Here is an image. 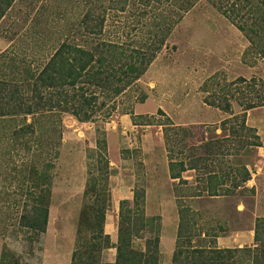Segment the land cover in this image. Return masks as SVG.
Returning a JSON list of instances; mask_svg holds the SVG:
<instances>
[{
	"label": "rangeland",
	"instance_id": "374dc122",
	"mask_svg": "<svg viewBox=\"0 0 264 264\" xmlns=\"http://www.w3.org/2000/svg\"><path fill=\"white\" fill-rule=\"evenodd\" d=\"M28 1L17 0L0 18V54L6 51L15 57H25V53L18 51L22 45L19 39L22 38L28 46L25 60L34 70L46 62L60 42L41 40L42 35H35L28 30L29 27L24 28L25 25L19 28ZM90 1L97 8V14L105 19L102 33L105 40L130 48L149 44L148 27L153 14L136 1L132 5L127 3L123 12V5L118 0ZM218 1L229 7L235 0ZM38 2H44V5L56 3L54 11L59 13H50V16L60 23H77L89 6L86 0ZM236 2L240 8V21L249 22L252 14L248 12V5L244 0L235 1L234 5ZM257 2L262 5L264 0ZM166 11L164 5L155 10L162 15ZM74 32L76 34V30ZM254 40L252 45L216 8L200 0L173 26L146 72L133 86L97 110L91 122L81 123L64 114L57 120L52 113L46 114L41 124L35 126L36 135L44 130L43 137L48 145L45 150L48 154L41 155L40 159H34V154H39L34 140L26 142L30 150L22 146L25 145L24 140L33 136L30 133L12 146L13 127L16 125L19 129L30 123V116L26 117L24 124L18 115L20 120L5 118V121H0V255L6 252L20 264H70L80 213L86 202L83 192L88 178V164L94 157L100 156L99 152L100 158L104 157L115 173L109 178L111 198L106 213L108 220L115 228L113 223L117 225L118 222L116 206L119 207L118 202L124 200L118 198V194L130 188L131 196L127 201L131 202L133 192L143 190L144 215L160 218L159 237L163 230V251L166 253L167 242L175 226V235L177 233L179 207L175 196L192 193L196 185L194 171L182 173L181 178L187 181L186 185L178 184V179H170L168 162L170 158L180 156L179 152L184 154L183 145L189 146L201 136L204 140L222 137L219 126L229 115L205 103L206 100L211 102L214 94L219 95L221 88L238 78L250 82L254 79L256 87L262 85L264 88V54L260 52L264 50V35ZM74 41L80 44L79 38H74ZM5 64L0 68L4 70ZM142 95L146 99L140 103ZM231 102L232 113L238 114L239 101L232 99ZM166 118L175 128L167 126ZM246 123L256 129L261 143L254 150L248 167L251 175L246 187L251 192L236 193L230 198L185 199L183 205L190 207L196 216L198 214V224L186 249L207 248L209 244L217 249L254 246L255 219L264 217V106L247 111ZM201 125L206 126L205 131L200 128ZM53 127L56 130L54 135ZM179 127L183 128L180 134L186 135L183 142H180L179 135L174 134ZM187 131L194 138L187 135ZM103 137L105 150L95 152V141ZM9 146L17 147L12 149ZM169 148L173 152L170 153ZM54 152L57 153L55 158ZM232 157L227 158L231 160ZM44 163L52 164L53 168L45 169ZM223 170L224 174L229 172L227 167ZM37 172L49 176V186L36 181ZM34 187L38 191L49 189L50 192L46 231L42 234H33L19 224L23 206L34 200ZM142 243L139 239L134 240L137 249L140 246L143 248ZM172 255L163 254L159 257V264H172ZM114 257V248L102 253L105 263H113Z\"/></svg>",
	"mask_w": 264,
	"mask_h": 264
},
{
	"label": "trees",
	"instance_id": "16d2710c",
	"mask_svg": "<svg viewBox=\"0 0 264 264\" xmlns=\"http://www.w3.org/2000/svg\"><path fill=\"white\" fill-rule=\"evenodd\" d=\"M16 1L0 0V18L16 4ZM118 1L123 5L122 12L127 3L132 5L136 1L144 10L153 14L148 27L149 44L142 43L144 46L130 48L124 44L105 40L102 36L105 19L97 14L93 1L86 0V4H89L88 9L77 23L72 21L60 23L54 16L51 17L50 13L52 15L59 13L54 11L56 3L44 5V2L38 0H29L26 3V11L21 15L19 28L25 25L24 28L29 27L28 30L35 35H42L41 40H52L56 44L60 42V45L54 50L52 48L53 53L46 62L34 70L25 60L28 56V46L22 38L19 39L22 45L18 51L25 53V57L19 58L17 55L15 57L6 51L0 54V65L4 67L2 64L7 63L4 70L0 68V121H5V118L14 121L19 119L17 115L22 117L23 124L26 117L30 116L32 119L22 128L18 129L16 125L13 127L12 146L30 133L33 136L24 140L25 145L22 146L30 150L26 142L34 140L38 145L39 153L34 154V159H40L41 155L48 154V151H45L48 145L43 137L44 130L38 135L35 134L36 124L40 125L48 113H52V117L57 120H60L61 115L64 114L74 117L81 123L91 122L97 110L133 86L146 72L156 54L164 46L173 26L200 0ZM204 1L216 8L248 38L252 45L255 44L254 39L261 34L264 35V2L260 5L257 4L259 0H244L248 5V12L252 14L251 20L247 22L240 21V8L237 2L234 5L238 0L229 7H225L218 0ZM160 5L167 8L164 15L155 12ZM74 38H79L80 44H77ZM136 45L140 44L136 43ZM260 52L264 54V50ZM238 94L240 96L236 97ZM100 98L102 101H99ZM145 99L142 95L139 97V102L143 103ZM232 99L239 101L240 112L235 115L231 110ZM205 103L228 114L229 117L220 123L219 128L223 133L221 138L204 140L201 136L195 140L196 142L192 141L191 145H183L184 154L181 155L179 152L180 156L170 158L168 162L170 179H178V184L186 185L187 181L181 178L182 173L194 171L196 183L192 193L175 196L179 209L171 262L172 264H264V217L255 219L252 248L217 249L211 244L207 248H190L191 250L185 248L186 244L191 243L195 225L198 224V214L196 216L190 207L183 205L185 199L192 201L193 198L201 197L230 198L236 193L251 192L246 187L251 175L248 167L251 165L254 150L261 146L256 129L246 123V112L264 106L262 85L256 87L254 79L250 82L238 78L221 88L219 95L214 94L211 102L206 100ZM166 121L169 128H175L168 118ZM200 128L205 131L206 126L201 125ZM181 129L183 128H177L179 133L174 134L179 135L180 142H183L186 135L180 134ZM55 131L53 127V135ZM190 133V131L186 132L194 138ZM95 145V152L104 151L106 148L104 137L96 140ZM16 147L9 146L12 149ZM169 152H173V149L169 148ZM53 154L54 158L57 157L56 152ZM99 155L101 156L100 152ZM100 156L94 157V160L88 164V178L83 192L86 202L80 213L70 264H159L160 218L144 215L143 190H135L131 202L127 200L119 202L115 243L113 244L110 237L104 233L105 216L111 198L108 188L109 178L115 173L108 167L107 160ZM228 156L233 157L228 160ZM43 167L50 169L53 165L44 163ZM224 167H227L229 172L224 174ZM229 173L232 175L229 176ZM36 174L37 182L49 186L48 175L38 172ZM28 177L30 178L31 175L29 174ZM35 188L34 200L31 204L23 206L19 224L33 234H42L46 231L50 192L49 189L38 191L39 189L35 190ZM136 239L143 241V248L140 246L137 249L134 246ZM110 248L115 249L114 262L105 263L102 261V253ZM0 264L20 263L12 260L8 253L2 252Z\"/></svg>",
	"mask_w": 264,
	"mask_h": 264
},
{
	"label": "crops",
	"instance_id": "0c3cea01",
	"mask_svg": "<svg viewBox=\"0 0 264 264\" xmlns=\"http://www.w3.org/2000/svg\"><path fill=\"white\" fill-rule=\"evenodd\" d=\"M117 196H118V198H123L124 200H127V199L129 200V197L131 196L130 188L128 190H126L123 194H118ZM215 199H220V198L217 197ZM118 210H119V207L116 206V211H118ZM113 224H115V228L112 225V223L108 220V215L106 214L105 223H104V233L107 234L110 237L111 242L116 241V232H115V230H117V228H116L117 225H116V223H113ZM161 232H162V234H161L160 242H159L160 257H162L163 254H165V255L168 254L169 257H170L172 255L174 247H175L176 226H175V230H174V233L172 234L171 238L168 239L167 246H166V248H167L166 253H164V251H163L164 250V246H165V244H164V239L165 238L163 236V230H161ZM112 233L114 235H112Z\"/></svg>",
	"mask_w": 264,
	"mask_h": 264
}]
</instances>
